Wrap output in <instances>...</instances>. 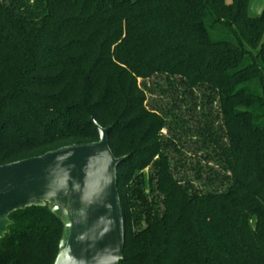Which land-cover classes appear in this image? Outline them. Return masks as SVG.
Returning <instances> with one entry per match:
<instances>
[{"label":"trees","instance_id":"1","mask_svg":"<svg viewBox=\"0 0 264 264\" xmlns=\"http://www.w3.org/2000/svg\"><path fill=\"white\" fill-rule=\"evenodd\" d=\"M251 2L0 0V166L97 142L96 122L124 158L120 264H264V7L252 17ZM160 81L167 108L149 104ZM181 105L198 118L196 165ZM188 164L199 173L179 178ZM10 219L0 264H54L63 225L48 208Z\"/></svg>","mask_w":264,"mask_h":264},{"label":"water","instance_id":"2","mask_svg":"<svg viewBox=\"0 0 264 264\" xmlns=\"http://www.w3.org/2000/svg\"><path fill=\"white\" fill-rule=\"evenodd\" d=\"M99 141L71 145L0 166V241L10 233V216L48 208L63 225L54 264H120L125 220L118 167L109 128L96 122Z\"/></svg>","mask_w":264,"mask_h":264},{"label":"rangeland","instance_id":"3","mask_svg":"<svg viewBox=\"0 0 264 264\" xmlns=\"http://www.w3.org/2000/svg\"><path fill=\"white\" fill-rule=\"evenodd\" d=\"M225 1L227 3H231L233 0H225ZM261 1L262 0H252L251 5H250V9H249V14L252 17H256L258 15L257 8H258V5H259V3ZM156 83H158V82H156ZM148 85L154 92V93H150L149 94V99H150L149 100V104H151V103L155 104L156 103L157 105L160 104V106H163V107L167 108L168 104L173 102L174 96H171L173 99L171 97H168L169 91L166 93L167 97L164 96L165 97L164 100L162 99L163 98L162 97L163 94L159 93V91H161V89L164 90L165 88H167L166 84L163 81H160L158 85H155L153 83H150ZM175 96L177 97V94H175ZM162 102L164 103V105H161ZM178 105H179V103H178ZM183 107L184 106L181 105V107L179 109L176 108L173 112L175 114H177L179 117H181L183 120H185L184 122H186L188 125L187 124L184 125L183 128L180 127V126H176L174 129L176 130V132L180 133L182 135V137H183L182 138V142L183 143H180V144L181 145H185V147L183 149L184 153H185L184 155H186L185 159H187L189 164L192 163L193 165H196L198 162H200V157L202 155V153H201L202 150H198L197 149V147L199 146V143L195 142L196 141L195 138L192 137L193 136L192 135V131H190L189 129H193L194 130L197 127V125H198L197 119L198 118H195V116H193L191 118V116L186 111H184ZM163 133L166 134L167 130H163ZM201 163L203 164L202 172L206 173L207 170H208L207 166H209V165H205L206 162H201ZM189 164L185 168H178L177 169V171H178L177 172L178 173L177 176H179V178L181 176L182 177L186 176L188 179H194L196 177L197 173H199V169L192 170ZM200 182L201 181L197 182L196 184L201 186L202 182L201 183Z\"/></svg>","mask_w":264,"mask_h":264},{"label":"crops","instance_id":"4","mask_svg":"<svg viewBox=\"0 0 264 264\" xmlns=\"http://www.w3.org/2000/svg\"><path fill=\"white\" fill-rule=\"evenodd\" d=\"M263 7H264V0H262V1L259 3V5H258V8H257V10H258V15L261 14V12H262V10H263ZM258 15H257V16H258Z\"/></svg>","mask_w":264,"mask_h":264}]
</instances>
